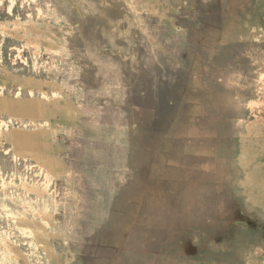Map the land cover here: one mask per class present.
<instances>
[{"label": "rangeland", "instance_id": "rangeland-1", "mask_svg": "<svg viewBox=\"0 0 264 264\" xmlns=\"http://www.w3.org/2000/svg\"><path fill=\"white\" fill-rule=\"evenodd\" d=\"M0 264H264V0H0Z\"/></svg>", "mask_w": 264, "mask_h": 264}]
</instances>
